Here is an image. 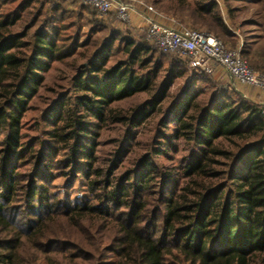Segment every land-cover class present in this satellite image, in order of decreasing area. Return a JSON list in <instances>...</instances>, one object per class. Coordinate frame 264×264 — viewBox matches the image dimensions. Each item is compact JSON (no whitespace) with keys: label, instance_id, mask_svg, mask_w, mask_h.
Returning a JSON list of instances; mask_svg holds the SVG:
<instances>
[{"label":"trees","instance_id":"1","mask_svg":"<svg viewBox=\"0 0 264 264\" xmlns=\"http://www.w3.org/2000/svg\"><path fill=\"white\" fill-rule=\"evenodd\" d=\"M146 1L178 29L236 41L238 0H221L228 23L216 0ZM94 16L74 0H0V264H264V108L228 87L191 92L213 85L202 73L171 102L186 67L117 31L97 36ZM259 38L239 54L264 73ZM59 64L67 88L28 137V107ZM147 128L149 149L134 152ZM76 181L72 201L62 191Z\"/></svg>","mask_w":264,"mask_h":264},{"label":"rangeland","instance_id":"2","mask_svg":"<svg viewBox=\"0 0 264 264\" xmlns=\"http://www.w3.org/2000/svg\"><path fill=\"white\" fill-rule=\"evenodd\" d=\"M122 1H124L127 4H130V2L128 0H122ZM139 1L141 3L147 5V6H151L149 1H146V0H139ZM74 2H75V6L80 5V6L84 7L87 11L89 10L90 12L94 13L95 20L97 22H99L103 28L102 34H99L97 36L105 37V36H107L108 31L114 30V31H117L120 34H122V36L132 38L136 42H144L147 44L148 47H150V48H152V49H154L160 53V51L155 47V45L147 38L145 27H141V28L133 27L131 21H130V24L121 23L117 20L114 13H109L106 15H99L97 12L92 10L90 7L83 5L80 0H74ZM220 4L222 7L221 11L225 12L227 5L222 3V2H220ZM129 6L135 8V6H137V5H134V4L131 5L130 4ZM229 6L239 7L238 1L230 2ZM84 17L89 18L87 14H85ZM130 17H131V15H130ZM227 23H228V21H227ZM234 23L237 25L240 24L239 13L234 15ZM84 32L86 33L87 31L85 30ZM232 32L235 35V38H236L235 42L236 43L234 42L233 45L227 44V43L226 44L223 43V44L226 47V49H228V50H238L239 49L238 39L240 37L243 38V36H244L243 29L240 30L238 28V26H236V29L233 30ZM169 56H172L177 61L181 62L187 69L185 71L186 73H185L184 78L181 79L180 81H178L177 84L171 90V97L173 98L171 102H173V101L179 100L181 98L180 95L183 93V91L190 84V78L195 72H193L189 69V67L187 65V60L183 55L176 53V54H169ZM223 73L225 75L224 74L221 76L220 75L218 76L217 74H216V76L207 75L208 80L213 82V85L209 86V88L204 87V85H202V84L194 85L195 87L192 86L190 89L191 92H198V91H205L206 92V91H211V90L215 91V88L217 90L221 91L222 89L226 90L225 89L226 87L233 90L236 86H238V84L236 82H234V81L232 82V79H229V77L226 75L225 72H223ZM225 76H227V77H225ZM68 77H69V68L66 67L65 65H60V64L54 66V68L45 76V83H44L42 90L39 92L37 98L34 101H32V103L28 107L29 110H28L26 119L24 120V123H23L26 136L34 137L37 134V132L35 130H36V124H38L37 123L38 119H40L42 117L43 112H45V110H47L50 106H53L52 104L55 102L54 101L55 98H58L59 97L58 95H60L62 92H64V89L67 88ZM218 84L221 86V88L217 87ZM244 88H245V90H247V89H250L252 87L244 86ZM62 94H64V93H62ZM145 99H146L145 95H139L133 99H129V100L122 102L119 106L122 108H128V107L133 106L137 103L143 102ZM234 99H235V97H234ZM259 107H261V106H259ZM115 133H113L111 131L107 132L105 137L100 141L99 149H98V151H99L98 156H99V158H101L100 160L106 159L108 157V155L113 152V150H114L113 142H114L115 137H116ZM151 134H152L151 128L141 130L140 132H138L136 134L135 139L130 143L133 145V148L136 146L134 149V152L140 153L141 150L147 149V147L149 145V138L152 136ZM148 149H149V147H148ZM181 149H183V147ZM184 154L185 153L180 152L177 155H170L172 162L166 161L162 158H159L158 163L159 164H165V166H169V165H175L176 166L180 163L181 159L184 158ZM63 182H66V181L64 179H60L59 181H56L55 184H59V186H62ZM83 191H84L83 183H81V181H76L74 184H73V182H71L69 184V186L66 189H64V191H62V195L66 196L68 198H71V200L74 201V200H77L76 198L81 199V197L83 196Z\"/></svg>","mask_w":264,"mask_h":264},{"label":"built area","instance_id":"3","mask_svg":"<svg viewBox=\"0 0 264 264\" xmlns=\"http://www.w3.org/2000/svg\"><path fill=\"white\" fill-rule=\"evenodd\" d=\"M99 15L114 13L121 23L130 24V15L136 9L146 26V36L163 54H181L187 60L189 69L195 73L213 75L220 68L240 86H249L264 94V73L252 70L241 58L238 50H228L224 44L210 34L189 30L172 29L149 19L146 14L158 15L151 6L139 0H80ZM137 13V12H136ZM160 15V14H159ZM264 113V110L262 111Z\"/></svg>","mask_w":264,"mask_h":264},{"label":"crops","instance_id":"4","mask_svg":"<svg viewBox=\"0 0 264 264\" xmlns=\"http://www.w3.org/2000/svg\"><path fill=\"white\" fill-rule=\"evenodd\" d=\"M216 1L220 9L221 16L223 17L225 23H227L228 19L226 18L227 17L226 11L225 12L221 11L222 7L220 2L222 1L221 0H216ZM238 5H239V22L241 24L240 30L243 29V33H244L243 38L240 37L238 39V45H239L238 51L240 53L244 39L248 40V38L261 37V35L264 34V26L260 25L261 23H264V0H238ZM139 12L142 13L143 11L141 9H136L135 12L131 13V17H130L131 18L130 21L133 27L136 28L137 27L141 28L146 26L143 18L139 15ZM144 15L158 24H161L168 28L178 29L172 20H169L162 15L159 14L152 15L147 13L146 14L144 13ZM259 39L260 41L257 45H255V47L259 45L261 46L264 45V38H259ZM216 74L218 76L219 75L221 76L224 73L220 68H218L213 73V76H216ZM229 79H231V77H229ZM234 90L237 91L239 94H241V96L245 100H248L251 103L256 104L258 106L264 107V94L260 90L255 88H250L245 90L244 86H240V85L236 86Z\"/></svg>","mask_w":264,"mask_h":264}]
</instances>
